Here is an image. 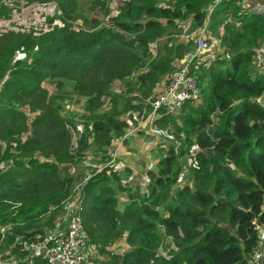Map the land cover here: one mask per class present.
<instances>
[{"label":"trees","instance_id":"trees-1","mask_svg":"<svg viewBox=\"0 0 264 264\" xmlns=\"http://www.w3.org/2000/svg\"><path fill=\"white\" fill-rule=\"evenodd\" d=\"M52 1L43 29L0 33V264H46L20 241L61 231L87 175V264H252L257 227L264 232V72L253 66L264 17L239 0H94L98 20L76 0ZM4 2L0 21L11 17ZM219 14L230 20L216 57L203 51L188 64L197 101L153 122L179 145L166 144L146 188L119 203L115 165L95 170L194 51L189 33L172 39L179 24ZM183 165L187 182L172 189Z\"/></svg>","mask_w":264,"mask_h":264},{"label":"built area","instance_id":"built-area-1","mask_svg":"<svg viewBox=\"0 0 264 264\" xmlns=\"http://www.w3.org/2000/svg\"><path fill=\"white\" fill-rule=\"evenodd\" d=\"M258 1V0H256ZM249 0H239L241 10L248 14L261 15L264 17V0L257 2L254 5H248ZM212 5L207 8L210 12ZM207 18L203 24L197 29L195 38L193 39L196 47L192 53H187L181 64L171 73L167 83L160 89L157 96L149 103V109L143 108L138 115V120L131 130L127 133H135L144 126H148V130L156 139L164 140L165 144H174L175 138L173 133L160 127H155L153 122L161 113L174 114L180 109L182 104L187 101H197L198 90L196 87L195 78L188 75V64L192 57L197 53L207 50V43L205 37V27ZM189 38V35H185ZM262 59L264 61V47L262 48ZM124 132L123 135L118 137V143L127 136ZM113 163L109 159L101 167L97 168L95 172H99L102 168L110 166ZM89 177L87 175L84 181ZM83 182L76 186V194L74 196L70 214L65 221L66 229L59 231L58 228L50 231L44 238L37 235L31 241H20L21 248L28 252L30 255L41 254L46 264H87L85 257L87 255L86 242L87 237L83 229L81 220L82 211V194L81 188ZM8 228L1 229L0 232L4 233ZM259 246L252 252L250 257L252 264H264V232L261 228L257 227ZM52 240V244H47V241Z\"/></svg>","mask_w":264,"mask_h":264},{"label":"rangeland","instance_id":"rangeland-1","mask_svg":"<svg viewBox=\"0 0 264 264\" xmlns=\"http://www.w3.org/2000/svg\"><path fill=\"white\" fill-rule=\"evenodd\" d=\"M78 4L79 14L83 16H89L97 18L98 20L102 17L101 10L99 9V4H95L94 0H76ZM115 0H108L109 4L113 8ZM5 5L11 8V17L8 18L6 21H0V33L5 31L6 29H29V30H37L43 29L47 25V20L50 17L55 18V14L57 12L56 4L52 0H5ZM230 20L226 19L223 14H219L215 19L209 18L207 20V24L205 27V37L207 43V49L204 51V59H213L217 55L218 46V39L216 37L217 31L220 29L222 23ZM56 23L57 19H53ZM200 27V26H199ZM199 27H192L189 20H185L179 24V27L172 35V39L177 42L182 41V38L185 34L189 33V37L192 39L195 38L196 31ZM194 44V43H192ZM194 48V45H192ZM262 50H256V55L253 59V66L255 69L264 72V61L262 59ZM226 57V54L224 55ZM47 87L50 89L49 85ZM264 98V94L261 97ZM70 107L74 111V104L70 102ZM138 120V117L137 119ZM137 122V121H135ZM135 123L126 126V130H131L134 127ZM169 130V128H166ZM141 131H145L149 134V138H151V132L147 129H142ZM170 131V130H169ZM141 135V134H140ZM153 136V135H152ZM180 141L177 139L175 141L174 146H178ZM164 140H158V142L153 146L154 148H149L146 150V156L149 158L148 165L139 167L138 165L141 163L140 159H138V153L136 149L133 147L130 148L129 151L134 153L133 161H135L137 167L134 169L128 168L127 166L121 165L122 171L115 172L116 178L113 182V191L114 194L117 196L119 203H126L128 200L133 199L136 194L142 193V191L146 188V185L150 182L151 170L155 167L156 161L163 155L162 151L165 148ZM143 165V163H142ZM120 168V167H119ZM187 165L182 166V171L178 178L177 183L172 186V189H175L182 184L187 182V177L185 174ZM135 170V172L133 171ZM72 205H69L68 210L62 216L61 224L64 225L65 221L67 220ZM4 229V227L0 228ZM1 233V232H0ZM164 249L165 252L166 248L169 245L168 240L164 241ZM120 248H116L118 250H124L125 247L119 246Z\"/></svg>","mask_w":264,"mask_h":264},{"label":"crops","instance_id":"crops-1","mask_svg":"<svg viewBox=\"0 0 264 264\" xmlns=\"http://www.w3.org/2000/svg\"><path fill=\"white\" fill-rule=\"evenodd\" d=\"M260 1L261 0H258V1L249 0L248 5H254ZM142 129L147 130L149 128L148 126L147 127L144 126L135 134L133 132L132 133L126 132L127 136L124 139H122L120 143H118V139H116V141L113 143L112 148L109 149V151L111 150V156L109 159L113 160V163L111 165H115L114 167L116 171H119V169H121L122 164L123 166H127L128 168H132V169L137 167L135 161H133L134 153L132 151H129L131 147L137 150L136 153H138V159H140L141 161V163L138 165V168L136 170H138L139 167L147 166L149 164L148 163L149 158L146 156L145 152L150 147L154 148L153 146L156 142H158V139L154 138L152 134H151V138H149V134L145 131H141ZM133 171L135 172V170ZM65 229H66V223L62 225L60 230L64 231ZM89 251L90 250H88V253Z\"/></svg>","mask_w":264,"mask_h":264}]
</instances>
